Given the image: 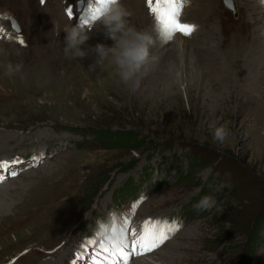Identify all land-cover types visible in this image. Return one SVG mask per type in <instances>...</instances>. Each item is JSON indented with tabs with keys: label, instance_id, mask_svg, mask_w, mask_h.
<instances>
[{
	"label": "rangeland",
	"instance_id": "obj_1",
	"mask_svg": "<svg viewBox=\"0 0 264 264\" xmlns=\"http://www.w3.org/2000/svg\"><path fill=\"white\" fill-rule=\"evenodd\" d=\"M75 1L0 0V18L10 14L18 28L1 23L9 33L0 37V138L16 139L0 162L18 163L0 169V192L11 190L0 211L8 218L0 264H73L111 210L130 220L129 239L149 218L179 226L154 250L165 245L151 256L158 264H264V229L255 228L264 217V4L187 0L180 20L195 31L165 41L146 0H121L128 23L155 41L136 86L110 59L97 63L95 46L113 41L98 21L79 22L95 0H83L79 14ZM72 26L88 36L82 58L64 52ZM9 63L22 67L6 76ZM219 127L228 131L223 143L213 139ZM99 129L143 144L106 146L93 138ZM204 195L216 206L198 212ZM98 243L77 264H88Z\"/></svg>",
	"mask_w": 264,
	"mask_h": 264
},
{
	"label": "clouds",
	"instance_id": "obj_2",
	"mask_svg": "<svg viewBox=\"0 0 264 264\" xmlns=\"http://www.w3.org/2000/svg\"><path fill=\"white\" fill-rule=\"evenodd\" d=\"M97 21L104 27L105 35L113 41L111 47L103 44L95 46V52L99 59L97 63L110 59L116 68V74L124 84L136 83L138 86V75L143 66L148 62L150 49L154 46L153 36L143 30H137L128 23L129 11L122 5L121 0H110L107 4H99L96 7ZM64 52L73 53L76 57H84L85 53L79 46L83 44L88 36L78 26H72L65 30ZM22 65L6 66L5 75L12 76L20 71ZM228 136L224 127L216 128L213 134L214 141L223 143ZM227 185L221 183L217 190L222 191ZM216 206L214 195H204L193 206L196 211H209ZM86 219V215H85ZM95 238L102 240L106 246L120 247L125 243L126 226L121 214L111 210L104 218H97L93 229Z\"/></svg>",
	"mask_w": 264,
	"mask_h": 264
},
{
	"label": "snow or ice",
	"instance_id": "obj_3",
	"mask_svg": "<svg viewBox=\"0 0 264 264\" xmlns=\"http://www.w3.org/2000/svg\"><path fill=\"white\" fill-rule=\"evenodd\" d=\"M109 2L110 0H95V6L90 3L85 9L84 17L79 19L81 26H88L89 28L93 26L97 22V5ZM260 2L264 4V0H260ZM186 3L187 0H146L149 13L154 17L157 30L165 41H170L176 34L190 37L195 31V25L182 23L180 20L182 9ZM66 14L70 19H73V8H66ZM19 43L23 45L24 42L20 40ZM10 163L16 164L18 161L0 162V169L6 171ZM9 174L13 177L17 175L14 171ZM2 180H4V176L0 175V181ZM138 206V203L132 205L133 214ZM129 224L130 220H126V239L122 246H106L102 240H99L98 247L88 257V264H131L133 256H140L146 252L154 251L179 229L174 221L152 220L149 218L143 221L139 230L132 229L131 235L133 238L129 239ZM90 245H97V239H88L86 244L82 245L85 253L77 254V260L73 261V264L85 259Z\"/></svg>",
	"mask_w": 264,
	"mask_h": 264
},
{
	"label": "bare ground",
	"instance_id": "obj_4",
	"mask_svg": "<svg viewBox=\"0 0 264 264\" xmlns=\"http://www.w3.org/2000/svg\"><path fill=\"white\" fill-rule=\"evenodd\" d=\"M1 16V15H0ZM4 18H0V37H3V36H1V35H4L5 37L7 36V33H9V30L7 31V29L5 28V27H3V26H1V23H4V19H7V20H9L10 22H11V24H12V26L16 29V31L18 30V28H17V24H16V22H15V20H14V18L10 15V14H6V16H3ZM4 31V32H3ZM16 139V137L15 136H12V137H2V138H0V151H4L5 150V146L7 145V144H9V143H13L14 142V140ZM28 139V138H27ZM26 139V140H27ZM44 159V158H43ZM37 161V160H36ZM9 166H11V165H9ZM10 168V167H9ZM11 170V169H10ZM5 171V170H4ZM43 171H45V174H47L48 173V171H47V169H45V170H43ZM27 172H29V171H27ZM43 172H41L40 174H42ZM4 174H6V172L4 173ZM44 174V173H43ZM44 174V175H45ZM50 177V176H49ZM40 179V178H39ZM48 179V178H47ZM46 180V179H45ZM54 180V179H53ZM44 183V182H43ZM49 184V183H48ZM19 185V184H18ZM17 185V186H18ZM4 186V184H2V185H0V187H3ZM20 186V185H19ZM43 184H40V185H38L37 187L38 188H40L41 190L43 189ZM47 186V185H46ZM16 188V187H15ZM8 192H0V211H3L6 207H7V200L5 199V194L7 193V194H9L10 192H11V190H10V188H9V190L8 189H6ZM19 189H17V191H18ZM14 193V192H13ZM36 193V192H35ZM33 194V193H32ZM36 195V194H35ZM31 196V195H30ZM2 202V203H1ZM40 202V201H39ZM4 203V204H3ZM27 203V202H26ZM25 203V204H26ZM3 204V205H2ZM28 205V204H27ZM30 206V205H29ZM19 209V208H18ZM38 209V208H37ZM32 212V211H31ZM31 216V215H30ZM33 216V215H32ZM8 218L6 217V216H4L1 212H0V223H3L4 221H6ZM24 221V220H23ZM31 222V221H30ZM72 234H73V232L72 233H70L69 235H70V237H72ZM70 239V238H69ZM164 247H165V245L164 246H162V248H161V250H159V251H153V252H150L149 254H147V255H142V256H144V257H142V256H140L136 261H134V263H132V264H158V262L153 258V257H151L152 255H159V257L160 256H162V254H163V250H164ZM148 253V252H147ZM146 254V253H145ZM166 255V254H165ZM48 264V263H47Z\"/></svg>",
	"mask_w": 264,
	"mask_h": 264
},
{
	"label": "trees",
	"instance_id": "obj_5",
	"mask_svg": "<svg viewBox=\"0 0 264 264\" xmlns=\"http://www.w3.org/2000/svg\"><path fill=\"white\" fill-rule=\"evenodd\" d=\"M171 135V134H169ZM94 140L96 141H102L104 144H111L110 146H113L112 148H118V147H124L127 148L128 150L132 151H138L141 148V144H143L140 140H136L137 138H133L130 136L129 133L126 132H116V131H109L107 129L105 130H98L94 134ZM145 140V139H144ZM115 145V146H114ZM144 146V145H143ZM198 158H200V153L196 154ZM196 160V161H195ZM199 160L194 159L193 162L198 163ZM257 230H261L262 228L264 229V217L259 216L258 218V223L255 227ZM258 236V235H256ZM259 237H254L253 241H259ZM242 264H251V261H247L246 263Z\"/></svg>",
	"mask_w": 264,
	"mask_h": 264
},
{
	"label": "water",
	"instance_id": "obj_6",
	"mask_svg": "<svg viewBox=\"0 0 264 264\" xmlns=\"http://www.w3.org/2000/svg\"><path fill=\"white\" fill-rule=\"evenodd\" d=\"M83 7H84L83 0H76L75 1V12H76V14H79L83 10Z\"/></svg>",
	"mask_w": 264,
	"mask_h": 264
}]
</instances>
